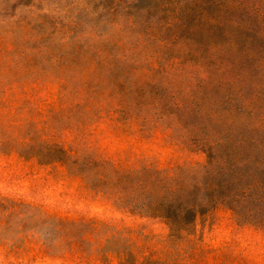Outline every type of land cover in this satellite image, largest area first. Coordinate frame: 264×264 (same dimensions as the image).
Here are the masks:
<instances>
[{
	"label": "rangeland",
	"instance_id": "1",
	"mask_svg": "<svg viewBox=\"0 0 264 264\" xmlns=\"http://www.w3.org/2000/svg\"><path fill=\"white\" fill-rule=\"evenodd\" d=\"M192 3L0 0V264H264V227L228 205L173 234L116 185L207 159L188 144L202 115L173 102L207 75L191 52L213 45L188 34L204 20Z\"/></svg>",
	"mask_w": 264,
	"mask_h": 264
},
{
	"label": "trees",
	"instance_id": "2",
	"mask_svg": "<svg viewBox=\"0 0 264 264\" xmlns=\"http://www.w3.org/2000/svg\"><path fill=\"white\" fill-rule=\"evenodd\" d=\"M193 6H199L194 19L204 20L188 34L196 45L205 44L204 35L213 45L207 58L196 57L195 49L191 58L207 75L173 102L177 115L188 100L202 115L188 144L204 150L207 159L191 168L177 165L173 174L151 166L120 172L116 185L128 192L131 212L163 218L173 234L190 230L222 203L238 220L264 227V0H193ZM224 49H233L235 59L219 58ZM202 96L208 102L200 111ZM54 148L60 153L54 160L70 157L63 146Z\"/></svg>",
	"mask_w": 264,
	"mask_h": 264
}]
</instances>
